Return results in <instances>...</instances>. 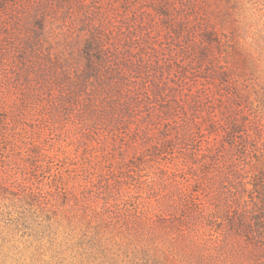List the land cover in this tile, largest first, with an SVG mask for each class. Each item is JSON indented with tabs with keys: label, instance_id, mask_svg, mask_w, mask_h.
Returning <instances> with one entry per match:
<instances>
[{
	"label": "rangeland",
	"instance_id": "obj_1",
	"mask_svg": "<svg viewBox=\"0 0 264 264\" xmlns=\"http://www.w3.org/2000/svg\"><path fill=\"white\" fill-rule=\"evenodd\" d=\"M256 176L264 0H0V264H264Z\"/></svg>",
	"mask_w": 264,
	"mask_h": 264
},
{
	"label": "trees",
	"instance_id": "obj_2",
	"mask_svg": "<svg viewBox=\"0 0 264 264\" xmlns=\"http://www.w3.org/2000/svg\"><path fill=\"white\" fill-rule=\"evenodd\" d=\"M241 183H242V186H244L246 188L248 185H252L254 187V189H253L254 192H256L259 195V197H257V201H256L255 206L257 208H260V209H258V211L260 210V212L263 213L264 212V195H262V186H261V183H263V182L261 181L260 177L256 176L255 179L248 184L246 182H242V180H241ZM222 212H223L222 217H218V216L216 217L217 222H219L221 224H222V222H224V223L227 222L230 227H233V228L238 227L239 231L243 232L244 235H247V236L250 235L251 232H250V230L248 232V226H246V225H248V222H246V216L250 212L243 211L241 215L236 216L238 218V220H237L238 226L236 225V221H235L234 216H233L234 212L232 211L230 206L225 205V207L222 209ZM260 222H261V219L257 218L256 223L259 224ZM263 229L264 228H262L259 224L257 227V233L260 235V237L263 233ZM262 240L264 241L263 238H262Z\"/></svg>",
	"mask_w": 264,
	"mask_h": 264
}]
</instances>
